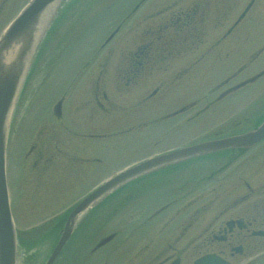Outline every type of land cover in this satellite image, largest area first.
<instances>
[{"label": "rangeland", "instance_id": "1", "mask_svg": "<svg viewBox=\"0 0 264 264\" xmlns=\"http://www.w3.org/2000/svg\"><path fill=\"white\" fill-rule=\"evenodd\" d=\"M26 1H8L0 13V32ZM67 1L70 2L71 0ZM244 1H237L236 8L230 12L231 17L235 15L236 9L240 8ZM128 2L129 0H93L86 9L77 11L76 15L72 16L69 13L63 23V25L65 24L64 27L68 29L56 33L53 36L51 47H48V40L54 32V25L45 37V47L37 58V65L32 67L34 70L26 81L27 84L24 86L21 98L18 99L14 109L13 106L11 108L5 158V176L12 205L11 213L15 216L17 227L20 229L19 233L24 241L38 239L35 244H32L35 246L30 251L33 252L37 249L36 253L40 254L37 256L39 263L45 260L48 255L47 249L52 246L54 234L50 227L53 224L51 222L53 218L66 207H70L75 203V200L88 193L102 180L119 169L148 156L205 139L217 130L237 129L241 127L237 126L240 120L249 118L250 109L255 104L264 102V76H262V78L250 83L247 89L240 92L236 100L230 99L228 103H223L219 107L214 105L202 111L198 110L199 107L203 108L207 100L206 94H203L205 86L223 72H228L233 66L234 69L237 68L240 60L244 64L242 72L245 76L239 74L233 81L252 76L264 68V0H255L254 12H249L244 18L238 42L230 37L215 49V52L221 49L230 50L232 52L229 55L230 60L228 57H223V64H218V67L210 72V77L205 82L197 79H194V83L187 82L184 77L164 90L169 93H166L162 100L160 99L161 96H158L138 106L136 105L139 98L137 99L136 94L127 89L110 87L108 92L117 102L115 108L112 111H103L101 118H98V114L95 113L88 117V114H91L90 109H92L89 107L87 115H85V112L83 113L81 110V104L83 100L89 102L91 96L89 89H86L85 86L91 80L93 67L96 64L95 58L104 59L103 64L109 67L106 69L107 80L111 81L115 64L113 62L118 55L120 56V48L128 43L127 38L131 28H134L132 21L129 20L128 24H126L128 20L124 22L126 25L119 29L112 42L111 47H116V50L110 51L113 53L111 56L104 57L105 50L108 51L109 48L103 51L97 50V46L106 35L105 33L111 31L113 23L120 20L121 17L119 16L127 9ZM82 5L83 3L73 7L70 3H66V0H61L57 10L60 12L58 18L64 17L70 11L76 12ZM231 17L230 19L233 18ZM230 19L226 20L228 24ZM209 29L208 37H206L209 40H212L215 35L217 38L222 31L221 29L218 33L220 30L218 26ZM258 49L260 52L254 55ZM90 60L93 61L88 62ZM86 62L88 64L85 66ZM81 74L82 76L78 78ZM158 75L161 74L157 72L153 76ZM186 83L191 85L189 90L181 88V85ZM193 87L194 97L201 93V96H204L194 108V119L192 118L187 122L188 114H184L173 119L157 120L146 124L144 127L133 128L131 126V123L136 119L135 116H137L135 110L143 115L146 112V115L150 114L149 116L155 118L166 108L172 106L176 99L190 97V90ZM61 96L65 97L63 103L64 116L60 120L52 121L51 118L53 117L50 116L49 111ZM81 99L83 100L81 101ZM235 101L238 103H234ZM195 111L199 113L196 114ZM68 123L74 126L71 128L101 130V132L114 130L118 133L111 137H104L103 141L88 142L86 140V143L82 141V145L86 144L85 155L89 157L99 156L101 162L89 161V163L83 164L78 160H65L64 157H60L53 168L52 166L47 167L48 173H43L41 167L45 162L35 161L37 149L44 148V151L52 154L51 147L53 145L50 141L54 139L59 144L62 143V147L65 148L78 145L74 139H67L68 135L64 128H67ZM173 129L177 130L173 132ZM120 130L125 132L119 133ZM30 148L33 150L30 151ZM80 153L84 155V151H80ZM246 159L247 157L242 156L232 162L230 167L221 169L214 177H211L213 180L207 177L210 170L199 176V182H202V178L208 180L206 185L208 188L212 185L216 186L212 192L203 190L205 195L199 200L197 199L199 193L202 192V186H197L195 188L197 190L193 192L194 174L191 176L192 178H187L188 175H186L178 180L161 178V176L152 180L145 179L143 181L144 186L150 185V188L147 187V190L142 192L133 189L128 194V198L124 196L119 199L118 197L120 203L117 207L119 210L116 211L114 217L111 215L104 216L106 212L101 215L99 223L103 219L102 224L106 227L102 229L100 234L104 236L111 231L115 232L113 239L89 258L83 257L84 251L81 253L80 249L77 250L72 264H103L104 262L105 264H122L124 256L140 255L149 244L148 249L141 255L143 256L141 261L147 258L152 252L158 251L159 246L177 232V225L187 214L188 218L194 219L195 210L202 212V207H214L215 205L205 214L203 219L211 218L215 210L224 204L226 196L232 198L235 195V186L231 187L232 184L229 182L235 183L237 181L235 176L243 172L240 169L241 162ZM37 176L40 180L46 179L48 182H45L41 187L31 183L30 179L33 182ZM131 185L128 189L133 188ZM224 189H227L225 196H223ZM184 193L186 194L183 195ZM214 195H216L215 202L209 204ZM145 219L146 222L142 224V227L134 228L139 226L137 223H143ZM174 227L176 231H173ZM191 231L194 233L192 228ZM100 234L98 235L100 236ZM191 236L192 233L190 232L187 238L175 241L177 248H182L187 258L194 257V249L188 245ZM85 239L87 240L86 237ZM30 245L27 244L26 246ZM256 250H264V241L262 248ZM23 251L24 249H18L17 264H39L36 260L28 261L26 259L27 251L24 253ZM261 261L264 262V259Z\"/></svg>", "mask_w": 264, "mask_h": 264}, {"label": "flooded vegetation", "instance_id": "2", "mask_svg": "<svg viewBox=\"0 0 264 264\" xmlns=\"http://www.w3.org/2000/svg\"><path fill=\"white\" fill-rule=\"evenodd\" d=\"M7 1L0 0V12ZM145 1L136 2L128 17L131 18V16L136 15L137 10ZM237 1L163 0L159 3L158 1L147 2L144 5H147L145 8L147 10L144 9V12L142 10L143 13L132 20L134 28L127 38L128 43L120 49V56L118 55L113 62L115 64L112 70V80L109 82L108 88L112 84L116 89H127L136 94L137 99L139 98L137 103L142 104L145 100L156 96H161L160 99L162 100L166 93H169L164 90L184 77L187 82L193 83L194 78L198 79L199 76L208 78L211 70L223 62L220 54L213 56L210 60L208 57L211 56L215 47L225 41L237 28L241 19L235 21L233 27L228 26L222 37L216 39L215 43H207V33L210 27L219 26L224 18L231 16L230 12L236 8ZM157 3L158 5H156ZM111 40L112 38L107 41L105 39L100 46H109ZM111 45L108 47L110 49L107 51L108 56H111L113 54L111 52L116 50V47L112 48ZM182 59H184L183 62H181ZM106 67L107 65L103 67V61L97 62V70L92 74L88 87H86L91 93L89 102L81 99V101L83 100L81 107H83L85 115H87L89 107H92L88 117L94 113L98 114L99 117L102 111H106L117 104L107 92ZM242 69V65L239 64L232 74L224 73L218 76L217 81L210 86L207 92L212 97L208 98L203 109L209 108L211 105L221 106L224 101H229L232 95L237 94L241 88L247 85L244 84L245 79L231 82L240 74ZM102 72L105 74L102 75ZM157 72L161 75L153 76ZM190 86L189 83H186L181 85V88L189 90ZM190 92V97L178 98L172 106L162 111L160 119H171L194 109L200 98L194 99V87L191 88ZM232 98L233 100L237 99L235 96ZM60 101L61 109L59 114H56L57 116L53 114L54 120H60L64 116V97ZM234 103L238 102L235 101ZM149 115H146V112L144 115L138 113L131 126L138 128L145 125ZM64 130L75 138L96 139L103 135L95 131L75 130L69 126ZM174 130L177 129L172 131L174 132ZM122 132L125 131L120 130L119 133ZM115 133L113 131V134ZM50 143L53 145L51 147L52 154L44 151V148L37 149L35 153L36 162L39 160L52 163L60 157H64L65 160L82 159L76 153L86 149V146L80 145L69 148L61 147L55 139ZM32 150L30 148V151ZM260 155L261 158H259ZM263 155L264 141L244 156L247 159L241 162L240 167L243 172L235 176L237 183L229 182L232 184L231 187L235 186V195L232 198L226 197L224 204L221 205L223 207H218L213 215H210L211 218L200 220L209 210L214 208L202 207V212L194 211V219L187 217L180 220V224L177 225V232L169 239H172L171 242L179 241L182 238H187L191 232L192 236L188 245L194 249L193 258L192 256L187 258L183 249L177 248L175 243L165 241L164 245L162 243L159 246L158 251L152 252L142 261L143 256L128 255L123 257L122 264H171L172 261H177V264H193L195 258L208 253L222 257L229 264H262V261L260 262L262 254H258L256 249L262 248L264 237L254 235L253 231L264 228ZM94 160H99V158L94 157ZM215 189L216 186L212 185L208 191L212 192ZM215 199L216 195L210 199L209 204L215 202ZM193 226L194 233L191 231ZM173 231H176L175 227Z\"/></svg>", "mask_w": 264, "mask_h": 264}, {"label": "water", "instance_id": "3", "mask_svg": "<svg viewBox=\"0 0 264 264\" xmlns=\"http://www.w3.org/2000/svg\"><path fill=\"white\" fill-rule=\"evenodd\" d=\"M57 1L30 0L11 22L0 40V264H14L15 255V234L8 208L4 173L6 119L26 69L28 57ZM262 137H264V122L255 130L241 136L191 145L167 154L151 157L110 177L75 206L69 215V222L65 230L46 264H51L62 247L76 216L87 207L98 204L107 194L125 182L175 160L212 149L249 145ZM201 261L206 264L210 261V256L204 257Z\"/></svg>", "mask_w": 264, "mask_h": 264}]
</instances>
